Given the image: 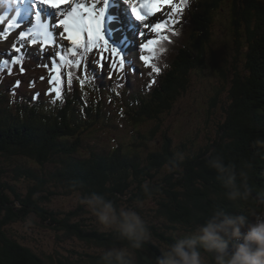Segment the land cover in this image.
<instances>
[{"label":"trees","instance_id":"1","mask_svg":"<svg viewBox=\"0 0 264 264\" xmlns=\"http://www.w3.org/2000/svg\"><path fill=\"white\" fill-rule=\"evenodd\" d=\"M186 8L188 31L158 44L160 58L172 44L168 58L173 48L174 59L155 78L145 65L137 79L128 72L115 75L106 60L103 68L95 63L97 53H85L87 79L80 70L68 69L72 84L58 100L48 94L50 88L31 90L32 79L8 74L11 65L0 63V264H101L105 249L123 243L100 231L82 202L93 193L134 208L146 221L151 239L137 251L136 264H151L176 235L190 231L217 208L264 211V144L257 143L264 141V0H190ZM228 15L233 39L212 52L215 18ZM143 55L153 58L155 52ZM231 59L235 64H229ZM23 62L37 67L31 60ZM207 68L221 72L225 82L215 86L203 113H190L191 126L173 136L163 120L174 114L192 75ZM227 68L236 71L225 101ZM36 76L49 84L48 73ZM16 81L19 87H14ZM88 87L99 96H90ZM119 114L133 126L129 138L115 135L109 137L111 144L87 141L97 133L106 137L113 126L122 134L116 125ZM214 159L232 166L237 183L247 185V202L227 199L210 164ZM60 194H77L78 200L68 210L50 207ZM149 202L154 203L150 209ZM21 221L48 225L95 246L74 250L75 256L39 253L12 229Z\"/></svg>","mask_w":264,"mask_h":264},{"label":"clouds","instance_id":"2","mask_svg":"<svg viewBox=\"0 0 264 264\" xmlns=\"http://www.w3.org/2000/svg\"><path fill=\"white\" fill-rule=\"evenodd\" d=\"M112 2L113 6L109 8L107 15L114 16V19L108 21L107 28L111 34L116 35L117 40H109V43L115 47L124 44V53L130 54L127 56L129 59L132 55L138 54V51H134L140 48L135 36L140 31L141 25L135 23L133 17L128 23L124 21L123 10L130 14V9L123 4V0H117L120 9L116 12L115 1ZM24 7L18 0H0V17L7 20L6 14L15 15ZM181 17L185 22L186 16ZM3 27L5 25H0V28ZM12 42L13 36H8L7 41H0V63L9 60L14 54L10 52ZM66 43L70 46V42L66 41ZM95 53L101 55L98 50ZM49 55L48 52L40 54L34 46L29 45L21 58L23 61L31 60L37 67H26V62H23L22 67L25 71L20 73L19 66L13 68V64L9 63L12 67L11 75L22 78L21 74L30 75L32 72L40 71L43 72H41L42 76L46 73L50 75V66L49 68L43 66L48 63ZM110 55L104 53L107 61L105 66L109 65L107 57ZM135 66L136 68L132 66V71L129 72L130 77L134 79L140 77L145 68L149 72V67L144 68L142 61L138 60ZM165 69L166 66L162 71L166 73ZM109 72L115 75L126 73V67L123 72ZM154 77L155 74H152V78ZM257 143L264 144V141L258 140ZM210 164L217 170V178L227 190V199L232 202H247L248 187L246 184L237 183L232 166L226 165L222 159H214ZM82 202L95 217L99 230L113 233L117 240L123 243V246L105 249L100 258L101 264H136L137 251L142 250L145 243L151 239L150 229L143 217L134 208L117 206L102 194L93 193ZM151 264H264V211H256L252 208L246 211H228L217 208L197 221L190 231L176 235L161 249L159 255L152 257Z\"/></svg>","mask_w":264,"mask_h":264},{"label":"snow or ice","instance_id":"3","mask_svg":"<svg viewBox=\"0 0 264 264\" xmlns=\"http://www.w3.org/2000/svg\"><path fill=\"white\" fill-rule=\"evenodd\" d=\"M25 7L9 17L7 20L0 17V41H7L8 36H13L10 45V52L14 53L9 60H4L5 65L11 63L17 65L18 71L23 73L22 56L29 45L35 50L44 54L50 53L48 63L50 66L48 82L50 87L48 94L55 95L58 100L63 99L64 89L72 84V72L68 69H78L87 79V62L85 53H94L97 50L101 55L95 63L104 67V53H110L107 57L109 67L123 72L126 63L125 53L119 47L110 45L109 39L105 36L106 22L112 17L108 16V10L113 6L112 0H18ZM123 4L130 9L131 17H134L142 28L149 29L151 33L159 34L160 38H147L146 42L139 45L142 52L154 53L155 48L160 44L164 32L174 29L179 23L177 19L188 6V0H123ZM165 8H170L168 13ZM160 13V19L153 21L151 18ZM139 35L146 38L148 33L141 31ZM63 41L70 42L65 45ZM65 49L67 51L65 52ZM137 59L149 67L153 72L159 73L161 69L152 63L150 55L138 54ZM68 70V71H64ZM11 74V71H8ZM40 79H44L41 77ZM154 83V81H153ZM30 84V86H32ZM20 81H16L14 87H19ZM83 87L84 80L79 81ZM14 94V92H13ZM35 94L33 99H37Z\"/></svg>","mask_w":264,"mask_h":264},{"label":"rangeland","instance_id":"4","mask_svg":"<svg viewBox=\"0 0 264 264\" xmlns=\"http://www.w3.org/2000/svg\"><path fill=\"white\" fill-rule=\"evenodd\" d=\"M179 2V0H177ZM190 3V0H188V4ZM170 8H165L164 12L168 13L170 12ZM189 12H187V8L183 11V13L177 17L179 20V23L175 25L174 29H172V26L170 25L169 31L165 32L163 36L167 37V39H170L169 37L178 36L179 33H182L183 31L186 33L188 30L187 25L185 24L184 20L182 19V15H185L188 17ZM224 16V15H223ZM219 16L216 17L217 24L215 27H213L214 34L216 33L214 44H212L211 47H209L210 51L218 52V45H224L226 42L231 41L233 39L232 33L228 30V27L226 25H229V22L231 23V16ZM161 14L158 13L157 16L152 17L151 19L153 21H156L160 19ZM119 20L118 18L116 19ZM188 35V34H187ZM172 45V44H171ZM171 45H168L167 49L163 53V58L159 57V54H161V50L159 49V45H157V49L155 51V55L152 58V63L159 67L162 71V69L166 66L165 71L169 67V60L174 59V49L171 48V54L168 58V49L171 47ZM223 54H225V57H228V54L226 51H223ZM224 57V58H225ZM222 59L220 62H222ZM208 63H213V60H208ZM235 64L233 62V59H231L230 63ZM109 67V65H107ZM243 68V64L241 66V70ZM109 71H116L119 73L120 71L118 69H112L109 67ZM228 71V76L226 78L227 81V88L223 93V99L226 101L229 100V89L233 84L234 79V72L235 69H226ZM42 71H40L38 74L36 72H32L30 75L27 74H21L20 76L24 79L26 77H29L32 79V81L29 82V85L32 84L31 82H34V84L31 86V90L36 91L37 89L42 88H50L53 87V85L48 84L47 86L43 84L42 81H39L36 79V75H40ZM150 74H158L153 72L149 68ZM155 78V77H154ZM159 82V80H158ZM157 82V84H158ZM224 81L223 77H221V72L214 70L213 68H207L203 72L202 75H192L191 80V86L189 87L188 92L185 94V96H182L181 99L176 101L175 108L173 109L172 113L173 115H170L166 117V119L163 120V125L170 130L172 129L173 136H177L179 131L183 129L184 127L191 126L190 122V113H203L206 109L207 101L209 100L210 96L213 94V92H216V90L213 91L215 86L222 84ZM93 87H88L89 95L92 97H98L96 90L92 89ZM83 91V90H82ZM111 108H116L117 105L112 102ZM115 111V110H113ZM120 115V114H119ZM154 122H149L146 125H152ZM116 125L120 126V129L122 130V134H117L116 132V126H113L109 128V133L106 137H101L100 133H97L98 136L88 138V142L92 141H98V142H104L110 143L111 140L109 137H113L117 135V138L123 137V138H129L131 135V129H133V126L126 121V119L123 118V116H119L118 119H116ZM97 132V131H96ZM95 143V142H94ZM93 143V144H94ZM151 146H155L156 139H153L151 142ZM157 150V147H155ZM3 158L0 157V161H2ZM20 186L21 190H25V186L22 183L18 184ZM78 200L77 194H69V195H57L55 196V199L49 203V206L55 209H61V210H68L73 207V204ZM154 206L153 202L147 203L148 209L152 208ZM89 221H94L91 216H88ZM12 229L18 234L19 239L22 243H25L29 246H31L35 251L42 253V254H56L57 252H61L64 254H68L70 256H75L73 253L74 250H77L79 252H85L86 250L93 248L95 245L88 244L86 241H81L76 238L68 237L66 232L63 231H56L52 227L48 225L40 226V224L33 223L32 226L30 223L27 222H16L12 226ZM94 250V249H92Z\"/></svg>","mask_w":264,"mask_h":264},{"label":"bare ground","instance_id":"5","mask_svg":"<svg viewBox=\"0 0 264 264\" xmlns=\"http://www.w3.org/2000/svg\"><path fill=\"white\" fill-rule=\"evenodd\" d=\"M114 1H115V12H116L120 8H119V6L117 4V0H114ZM123 13H124V21H126L127 23L132 21V18H131L130 14L127 11L123 10ZM120 16H121V10H120ZM116 31H117V29H116Z\"/></svg>","mask_w":264,"mask_h":264}]
</instances>
